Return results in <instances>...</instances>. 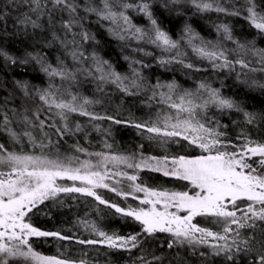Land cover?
Masks as SVG:
<instances>
[{
  "label": "snow or ice",
  "instance_id": "obj_1",
  "mask_svg": "<svg viewBox=\"0 0 264 264\" xmlns=\"http://www.w3.org/2000/svg\"><path fill=\"white\" fill-rule=\"evenodd\" d=\"M9 2L13 3L14 0H9ZM23 2L29 5V11L35 14L37 19H32L26 13L20 20L22 25L30 24L33 28H39L37 20L45 14L51 18V13L56 11L67 12L69 19L64 21L62 26L69 32L79 24L78 12L81 4L78 0H23ZM185 2L201 12L214 10L228 15H240L238 10L229 11L228 8L220 6L217 0H170V3L174 5ZM83 10L86 13L95 14L100 20L108 21L111 25L108 31L122 41L135 39L138 42L155 45L163 51L179 49V42L173 40L166 31L162 30L154 18L149 0H135V2L132 0H99L98 4H93L92 0H88ZM129 10L147 17L151 27L145 29L134 24L128 14ZM246 19L260 34H264V14L256 10L255 0H247ZM217 31H222L225 39H233L228 25H219ZM184 33L192 50L200 58L209 60L214 68H232L237 64L241 68H250L249 62L244 59H237L234 62L228 60L225 52L218 51L217 46L212 45L211 42L200 40V44H194L193 41L200 38L191 26L186 25ZM81 38L85 42L95 39L86 31L81 33ZM69 43H74V41H69ZM236 43L239 49L244 50L245 53L251 52L253 56L259 58L258 62L264 65V49H257L254 45L248 47L238 41ZM139 50L143 51V49ZM70 55L74 62L88 59L84 52L77 51L75 47ZM179 55L181 53L177 52V56ZM0 56L13 64L17 63V60L6 52L0 51ZM31 59L41 65V70L50 81L56 77H59L61 81H75L78 71L88 76L93 75L92 69L89 68L72 71L63 61L53 66L45 64L39 56H31ZM91 59L95 72L99 73L100 82L115 84L128 95L135 94L130 88L138 89L142 86L138 83L140 72L136 68H132L133 76L136 78L126 84L125 81L129 78L116 72L108 61L102 60L95 53L92 54ZM220 60L223 62L217 63ZM172 61L183 64V60H178L176 57L168 61L161 60V63ZM21 63H27V61L24 60ZM141 63V61H132V64ZM185 67L192 69L194 66L189 63ZM250 71H257V69L251 68ZM259 71L264 72V67H261ZM253 83L264 88V84L256 81ZM20 87L25 89L27 95V85L21 84ZM156 87L168 89L166 93H159L158 103L164 105L169 111L161 110L157 113L155 120L134 123L132 126L150 134L147 137L149 140H156L163 144L169 141L174 143H179L180 140L186 141L190 146L200 149V155L144 157L141 154L137 162L135 156L110 155L104 152L89 153L87 149L79 145L74 146L75 151L96 157V163L91 160L82 161L79 156H61L58 152L54 156L49 155L43 151L51 144V138L44 131L46 127L52 129L54 134L61 139L67 134L84 131L80 123H76L74 129L70 126V116L73 114L85 116L91 120L107 119L116 124L122 122L112 116H99L88 111L86 105L93 101L83 98L81 102L80 97L67 89L62 92L61 87L51 82L48 88L39 93L43 109H38L34 114L35 121L25 116L24 122L30 128H38L48 143H44V140L38 142V138L31 130L24 131L22 135L27 137L33 149L39 148L41 154L25 151L23 145L19 151L9 150L6 144L0 143V264H18L20 260L27 264H75L74 261L56 256H43L36 252L29 242L31 237L72 239L60 232L42 231L30 222L29 213H33L34 209H38L46 201L55 200L60 194H81L94 197L99 203L115 209L116 213L138 221L145 235L150 236L158 232L169 233L174 238L173 242L168 244L169 248H172L174 243H187L193 246L206 245L214 250L215 255L225 254L230 261L234 259L231 254L233 249L236 252H255L252 264H264V142L253 141L247 134L242 133L245 142L242 145L233 144L224 139L226 133L219 130L218 122L206 119L210 106H215L221 111L225 109L242 111L235 101L223 97L218 89L200 83L198 92L200 90L206 92L207 99L197 103L200 99L197 93L187 90L173 99L178 87L174 83L158 84ZM65 96L70 98H65ZM156 96L157 93L153 91L150 99H155ZM41 110L57 117L62 127L41 119ZM243 114L248 124L255 122L254 114L249 112ZM11 123L5 113L3 127L0 131H4L14 144H21V133L15 131ZM212 123L217 126H209ZM105 147L110 149L111 145L106 143ZM121 166L133 170L143 167L162 172L164 176L187 181L190 188L185 191L148 188L136 183L138 176L129 174ZM124 179L131 182L126 189L120 187ZM61 180L73 183L65 185L58 182ZM113 180L114 183L110 185L109 181ZM100 188L108 189L125 198L132 196L133 193L142 192L144 197L140 199V204L145 207L122 208L103 199L95 191ZM133 198L138 199L135 196ZM179 213H184V215ZM196 217L209 219L211 223L220 227V231H213L193 223ZM233 225L236 226L235 229ZM240 229L251 231L247 237L241 238ZM93 230L102 239H80L76 242L81 245L101 244L108 248L126 251L137 248L140 243V233L125 237L116 234L109 235L96 230L94 226ZM233 232L235 235L231 237V243H229L230 234ZM209 238L224 241V243L209 244ZM139 259L142 264H146L143 257ZM80 264H85V261L81 260Z\"/></svg>",
  "mask_w": 264,
  "mask_h": 264
},
{
  "label": "trees",
  "instance_id": "obj_2",
  "mask_svg": "<svg viewBox=\"0 0 264 264\" xmlns=\"http://www.w3.org/2000/svg\"><path fill=\"white\" fill-rule=\"evenodd\" d=\"M78 2L81 4L78 12L79 24L69 32L62 26L63 22L69 19L67 12H53L51 18L45 14L37 20L40 27L33 28L30 24L25 26L20 23L26 13L32 19H37L36 15L29 11L28 4H25L23 0H14L13 3H10L9 0H0V16H2L0 19V51L8 53L17 60V63L13 64L0 56V128L3 127V117L6 113L12 122L11 127L21 133V144H14L4 131H0V143L6 144L9 150L19 151L23 145L25 151L41 154L39 148L31 147L27 137H24L22 133L31 130L33 135L38 138V142L44 140L43 133L38 128H30L24 122V117L27 116L35 121L34 114L38 109H43L39 93L48 88L50 82L61 87L62 92L65 89L71 91L81 98V102L83 98L93 101L86 105L88 111L99 116H112L122 123L116 124L107 119L91 120L88 117L73 114L70 116V126L74 129L75 124L80 123L84 131L67 134L61 139L54 134L52 129L46 127L44 131L51 138V144L43 151L49 155L54 156L58 152L61 156H79L82 161L91 160L96 163V157L76 152L75 145L87 149L89 153L104 152L110 155L135 156L137 162H139L141 154L144 157L200 155V149L190 146L186 141L180 140L179 143L169 141L167 144H163L156 140H149L147 137L150 134L132 126L134 123L155 120L157 113L161 110L169 111L164 105L158 103L159 90L168 92V89L156 87V85L172 83L178 86L175 96L182 94L185 90L191 91L200 97L197 103L207 99L206 92L203 90L198 92L200 83L218 89L223 97L235 101L242 111L227 109L221 111L215 106H210L206 119L218 122L219 130L226 133L224 139L233 144L242 145L245 142L242 133L247 134L253 141L264 142V88L252 83L256 81L259 84H264V72L259 71L264 65L259 63V58L253 56L251 52L245 53L238 46L233 48V45L225 39L223 32L217 31L219 25L226 24L231 29L232 36L238 38L240 44L248 47L254 45L257 49H264V34H260L246 19L247 0H217L220 6L228 8L229 11L238 10L240 15H228L214 10L201 12L187 2L174 5L170 1L149 0L153 16L159 26L173 40L179 42V49L171 51H163L155 45L138 42L135 39L123 41L118 39L108 31L111 26L108 21L100 20L95 14L86 13L83 10L88 0H78ZM92 3L98 4L99 0H92ZM255 4L256 10L264 14V0H255ZM128 14L137 26L145 29L151 27L147 17L142 14L133 10H129ZM186 25L191 26L200 38L193 41L194 44H200V40H217L219 41V44L216 45L217 50L224 51L228 60L234 62L237 59H244L249 62L250 68H241L238 64L232 68H214L209 60L192 54L191 46L187 43L184 33ZM85 31L95 39L83 41L81 33ZM69 41H74V43H69ZM127 43L134 44L143 51L137 53ZM223 43H225L224 46ZM74 47L77 51L84 52L85 56H92L95 53L102 60L111 62L116 67L118 64L122 65L123 61L122 67L124 68L127 63L131 65L132 61H141L139 66L147 77L146 83L151 93L140 94L130 88L135 94L128 95L115 84L100 82L99 73L95 72L91 56H87L88 59L81 63L73 61L70 53ZM233 49L235 50L233 51ZM143 52L146 54L143 55ZM177 52L181 55L177 56ZM29 54L39 56L45 64L53 66H57L59 61H63L72 71L86 67L92 69L93 75L88 76L80 71L81 76L76 75L75 81H61L59 77L50 81L49 77L41 70V65L31 59ZM125 57H129V59H125ZM172 57L183 60V64L175 61L161 63L164 58L168 61ZM24 60L27 63H21ZM222 62L223 60L217 61V63ZM189 63L194 66L192 69L185 67ZM251 68H255L257 71H250ZM117 69L120 71L119 65ZM104 83H108V85L102 86ZM125 83L127 82L125 81ZM21 84L27 85V95L25 89L20 87ZM92 86L104 87L105 90L102 92L88 90ZM153 91L157 93V96L155 99H150ZM140 97H142V101H139ZM65 98L70 97L65 96ZM153 101L158 107L148 106L147 102ZM244 112L255 115L256 119L253 124L246 122ZM50 116L51 119H49ZM40 118L62 127V123L57 117L44 110L40 111ZM209 126L216 127L217 125L212 123ZM44 143L47 144L48 141L44 140ZM106 143L111 145L110 149L105 147ZM121 168L128 173L137 171L135 174L138 176L136 183L148 188L166 191H185L190 188L187 181L164 176L161 172L145 168L139 170L127 169L124 166ZM129 183L131 182L124 179L120 187L126 189ZM97 193L103 199L125 209L140 205L137 199L133 198L140 193H133L127 198L118 196L110 190L100 189ZM29 215L30 222L34 227L42 231L60 232L62 235L72 237L71 240H61L58 237H31L29 242L33 249L43 256H56L74 261L75 264H80L81 260L85 261V264H142L139 257H143L146 264H252L255 255V252H236L233 249L231 254L234 259L230 261L225 254L215 255L214 250L206 245L193 246L187 243H174V246L169 248L168 244L174 239L169 233L158 232L150 236L145 235L142 233V226L138 221L116 213L115 209L99 203L94 197L81 194H60L55 200L46 201ZM193 223L213 231H220L218 225L204 217H196ZM93 226L96 230L109 235L116 234L127 237L130 234L140 233L139 246L131 251H126L108 248L101 244L81 245L77 243L76 241L80 239H102L96 235ZM232 227L236 228L235 225ZM239 231L241 238H244L251 230L240 229ZM234 235L235 232L230 234L229 243ZM208 243L222 244L224 241H208ZM18 264H27V262L20 260Z\"/></svg>",
  "mask_w": 264,
  "mask_h": 264
},
{
  "label": "rangeland",
  "instance_id": "obj_3",
  "mask_svg": "<svg viewBox=\"0 0 264 264\" xmlns=\"http://www.w3.org/2000/svg\"><path fill=\"white\" fill-rule=\"evenodd\" d=\"M161 1H163V2H168V1H170V0H161ZM233 37V39L232 40H228L232 45H233V48H235V47H237L238 45H237V41L239 42V40H238V38H236V37H234V36H232ZM205 42H211V44L212 45H218L219 43V41H217V40H214V39H210V40H206ZM240 43V42H239ZM128 45H131L132 47H130V48H132L133 49V51H135V52H137V53H139V52H141L140 50H139V48H137V46H135L134 44H130V43H127ZM137 45V44H136ZM225 45V43H223V46ZM135 46V47H134ZM126 47V46H125ZM191 48V53L193 54H196L193 50H192V47H190ZM224 48V47H223ZM235 49H233V51H234ZM227 52V51H226ZM183 53V52H182ZM144 54H146V52H143V55ZM158 54H159V52H158ZM157 54V55H158ZM163 56H165L164 54H162ZM88 55H86V57H87ZM91 56V55H90ZM90 56H88V57H90ZM163 56H160L161 58L163 57ZM124 60V57L122 58V61ZM121 61V62H122ZM164 61H166L165 60V58H164ZM91 62V61H90ZM81 63V62H80ZM109 64L112 66V68L116 71V72H118V73H120L122 76H127L128 78H129V80L128 81H126L127 83L126 84H129V82L132 80V79H135L136 77H134L133 76V72H132V68L134 67V68H136L139 72H140V78L138 79V83H141V87L140 88H132L133 90H135L136 92L138 91V93H140V94H142V93H146V94H150L151 93V91H149V87H147V77L145 76V73L142 71V69L140 68V66L139 65H141V64H131V67H130V65H128V63L126 64V69L124 68V67H122V65H124V61L122 62V65H120V64H118L119 65V67H120V71H119V69H117V67H118V65H117V67L115 66V64L113 65L111 62H109ZM122 67V68H121ZM83 68H86V67H83ZM75 71V70H74ZM76 75L77 76H81V74H80V71H78V73H76ZM108 85V83H104V84H102V86H107ZM161 85V84H160ZM162 85H164V84H162ZM88 90H90V91H97V92H102L103 90H105L104 89V87H98V86H92V87H89V89ZM160 92H163L162 90H159ZM158 91V92H159ZM164 92H166V91H164ZM138 93H136L138 96H139V94ZM177 97V96H176ZM175 97V95H173V98H176ZM142 97H140V100L139 101H142V99H141ZM149 105L148 106H155V107H158L156 104H154V101L153 102H151V103H149V102H147ZM145 105V104H144ZM143 168V167H142ZM136 172L137 171H133V172H130L129 174H136ZM162 173V172H161ZM126 180V179H125ZM59 183H61V184H65V185H71L73 182L72 181H68V180H61V181H58ZM79 182H77V184H78ZM109 183H110V185H111V183H112V181H109ZM100 189H104V188H100ZM100 189H96L95 191L97 192L98 190H100ZM104 190H108V189H104ZM135 197H138V199H137V201L140 203V199H142L143 197H144V193H140V194H136L135 195ZM124 198V197H123ZM138 207H145V205H142V204H140ZM138 207H132V208H138ZM172 210H174V209H172ZM180 215H184V213H179ZM238 215H240L239 213H238ZM209 241L211 242V241H215V240H212L211 238H209Z\"/></svg>",
  "mask_w": 264,
  "mask_h": 264
},
{
  "label": "bare ground",
  "instance_id": "obj_4",
  "mask_svg": "<svg viewBox=\"0 0 264 264\" xmlns=\"http://www.w3.org/2000/svg\"><path fill=\"white\" fill-rule=\"evenodd\" d=\"M20 1V0H19ZM105 59V58H104ZM253 83V82H252ZM254 84V83H253ZM180 94V93H179ZM176 97V96H175ZM155 116V115H154ZM156 119V118H155Z\"/></svg>",
  "mask_w": 264,
  "mask_h": 264
}]
</instances>
